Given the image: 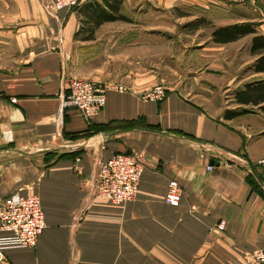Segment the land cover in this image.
Returning a JSON list of instances; mask_svg holds the SVG:
<instances>
[{
    "label": "crops",
    "instance_id": "crops-1",
    "mask_svg": "<svg viewBox=\"0 0 264 264\" xmlns=\"http://www.w3.org/2000/svg\"><path fill=\"white\" fill-rule=\"evenodd\" d=\"M31 1L34 12L39 0ZM165 2L208 8L213 0ZM114 23L96 28L91 41L76 40L82 27L77 11L62 10L17 31L14 41L24 46L15 52L16 64L0 67V202L14 194L39 196L46 229L35 249H5L0 264H258L251 252L264 248V179L258 174L264 169V114L235 100L238 109L253 113L231 120L221 109L212 113L193 94L194 82L168 86L160 102L143 101L161 82L143 65L147 23ZM115 37L134 47L128 60L139 61L118 74L123 79L116 83L127 91H108L92 122L75 108L61 115L75 78L70 62ZM219 67L223 74L226 65ZM209 71L198 80L215 81ZM115 154L144 163L136 200L122 206L95 190L98 163ZM171 179L184 193L178 207L166 203Z\"/></svg>",
    "mask_w": 264,
    "mask_h": 264
},
{
    "label": "rangeland",
    "instance_id": "rangeland-1",
    "mask_svg": "<svg viewBox=\"0 0 264 264\" xmlns=\"http://www.w3.org/2000/svg\"><path fill=\"white\" fill-rule=\"evenodd\" d=\"M7 1H0V34H3L0 35V67L5 71L16 64L13 61L15 52L24 46L14 41L21 35L17 31L44 20L45 13L54 15L46 10L48 0L35 3L34 12L31 0ZM165 1L124 0L118 15L125 20L115 21L118 23L114 24L122 26V22L139 20L147 23V55L143 65L161 79L159 85L167 88L194 82L193 94L200 97L199 100L208 111L216 113L221 109L225 114L227 111L239 110L233 98L235 86L264 79V75H256L252 69L258 58L251 54V38L254 35L241 38L233 45L218 46L212 43L213 34L222 28L221 25L237 18L244 20V23L255 24L258 34L264 35V0H213L208 8L186 3L170 8ZM85 3L82 0L74 10ZM7 5L11 7L6 8ZM86 35L84 32L79 38ZM124 41L115 37L112 41L102 40L98 46L86 47L76 61L70 62L72 75L112 85L120 84L116 81L123 79V76L118 74L139 64V61L128 60V54L133 52L134 47L124 44ZM222 65H226L223 74L219 71V68L223 70L219 67ZM208 68L215 75L211 77L215 81L198 80V74ZM223 75H226V82L222 81L225 80ZM229 83L232 87H227ZM258 174L264 179V169Z\"/></svg>",
    "mask_w": 264,
    "mask_h": 264
},
{
    "label": "built area",
    "instance_id": "built-area-1",
    "mask_svg": "<svg viewBox=\"0 0 264 264\" xmlns=\"http://www.w3.org/2000/svg\"><path fill=\"white\" fill-rule=\"evenodd\" d=\"M82 0H48L46 10L57 14L62 10H74ZM68 93L61 103V115L67 108L79 110L86 121L92 122L104 110L110 90L126 92L123 85H112L91 79L72 78ZM167 88L158 85L143 94V101L160 102L166 98ZM3 94L0 92V99ZM16 103V99L11 100ZM264 166V160L259 162ZM211 166L207 167L210 171ZM144 163L129 154H115L107 161L98 163L96 196L122 206L136 200ZM180 183L169 181L166 203L178 207L183 199ZM221 229L224 226L221 225ZM46 229V218L41 198L37 195L14 194L0 202V260L7 248L35 249ZM251 260L264 264V248L251 252Z\"/></svg>",
    "mask_w": 264,
    "mask_h": 264
},
{
    "label": "trees",
    "instance_id": "trees-1",
    "mask_svg": "<svg viewBox=\"0 0 264 264\" xmlns=\"http://www.w3.org/2000/svg\"><path fill=\"white\" fill-rule=\"evenodd\" d=\"M123 1L124 0H90L76 9L75 11H77V15L82 22V27L75 34L74 39L91 41L94 39V31L103 23L125 20L124 17L118 15ZM84 32L87 35L83 38H79ZM250 35H254L251 45V54L253 56H258L252 69L255 74H263L264 35L258 34L255 24L241 23L219 28L214 32L213 39L216 43L227 44ZM234 100L241 106L258 107V110L264 114V79L255 80L246 84L244 88L236 90L234 92ZM252 111L253 110L241 108L239 110L227 111L224 117L231 120L238 116L253 113ZM259 178L262 179L260 175ZM251 182L255 187H258L254 177H252Z\"/></svg>",
    "mask_w": 264,
    "mask_h": 264
}]
</instances>
